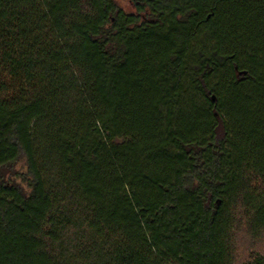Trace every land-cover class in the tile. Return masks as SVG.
Wrapping results in <instances>:
<instances>
[{"label":"trees","instance_id":"1","mask_svg":"<svg viewBox=\"0 0 264 264\" xmlns=\"http://www.w3.org/2000/svg\"><path fill=\"white\" fill-rule=\"evenodd\" d=\"M0 0V264H264V0Z\"/></svg>","mask_w":264,"mask_h":264},{"label":"rangeland","instance_id":"2","mask_svg":"<svg viewBox=\"0 0 264 264\" xmlns=\"http://www.w3.org/2000/svg\"><path fill=\"white\" fill-rule=\"evenodd\" d=\"M118 2L125 9V11H134V6L129 0H118ZM253 248L260 249L264 252V238L260 241H252L251 239H248L246 235H243L241 238V250H244L242 257L247 256L249 251Z\"/></svg>","mask_w":264,"mask_h":264}]
</instances>
